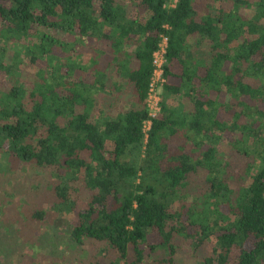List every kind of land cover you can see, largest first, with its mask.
I'll list each match as a JSON object with an SVG mask.
<instances>
[{
    "label": "trees",
    "instance_id": "obj_1",
    "mask_svg": "<svg viewBox=\"0 0 264 264\" xmlns=\"http://www.w3.org/2000/svg\"><path fill=\"white\" fill-rule=\"evenodd\" d=\"M168 4L0 0V255L38 264L31 227L72 212L70 247H91L66 264H264V0ZM17 164L35 179L22 189ZM19 194L27 214L8 206Z\"/></svg>",
    "mask_w": 264,
    "mask_h": 264
},
{
    "label": "rangeland",
    "instance_id": "obj_2",
    "mask_svg": "<svg viewBox=\"0 0 264 264\" xmlns=\"http://www.w3.org/2000/svg\"><path fill=\"white\" fill-rule=\"evenodd\" d=\"M250 1H255V0H250ZM245 12H247L249 15L253 13L249 9H245ZM9 46H11V43H9ZM10 50L13 51L12 48ZM20 51H22V49ZM26 61L27 59H25L24 62ZM25 65H28V63H25ZM39 65L44 66V63H39ZM28 67L31 68L30 65ZM29 72L30 70H27L26 72L23 73V75L25 76V78H27V80L32 79ZM3 85H4V82L0 79V87H2ZM222 143H224L223 150L225 151V154L227 155V157L230 160H231V155L233 157L234 165L231 170L232 172L231 171L230 172L234 175H237L238 172H241L240 168L243 164H245L244 162L246 161V159L242 155H237L236 153L232 154L233 150L232 148L229 147V141H227V139L224 140ZM0 157H1V154H0ZM1 161L2 159L0 158V162ZM12 170L13 171H11L9 174L12 176L13 181L20 182L19 188L22 189L26 187L29 182L30 183L35 182L33 174H31L30 171L25 172L26 170L23 169V167L20 164L15 165L14 169ZM203 178H204V175H201L198 177V179L200 180H202ZM19 196H21V194L17 195L15 197V201H11L8 204V206L10 209H16L18 212L20 211L23 214H27L28 208L21 206L23 205L24 201L18 202ZM27 196L28 195H25L23 196V198H27ZM217 213H218V216H220L221 214H225L226 209L222 206L220 207V211H218ZM8 217H10V219L8 221L7 226H4L5 229L13 230V229L21 227V224H22L21 219H23L21 216L13 217L12 215H9ZM73 217L74 215L71 212V213H66L64 216L62 214L54 218V221H55L54 223L50 221L51 217H48L47 221L48 222L50 221L49 226H47L48 222L33 224V226L30 225L32 226L31 227L32 231H34V229H37L39 226L41 227V231H40L41 233L39 232L36 233V235L38 236L37 239L41 243L40 244L41 247L38 249V246H36L33 249V253L35 256L34 258L35 262H38V264H66L67 260L70 258L73 261H81V260L89 259V257L87 256L86 250L89 247H91L90 245H84L83 247L82 246L70 247V245H72V242L70 241L68 231L71 228ZM27 231L29 230L27 229ZM23 241L24 240L21 239L19 240V243ZM26 246H29V245L26 244ZM19 247L20 246H18L17 248L16 246L3 245L2 250H4L5 254L0 255L1 257L0 264H5L7 263L8 260H11V259L13 260V263L11 264H18L16 261L18 260V253L16 252L17 250L19 252V257H22L20 254L21 248L19 249ZM25 252L27 256H29L30 251L28 249H25ZM156 252H159V251H156ZM175 258L180 264L184 262H186V264H195V261L190 260L191 258L189 257V254L186 252L177 253ZM22 259L24 260L25 258H22ZM29 262L31 263L33 262V260L29 258ZM30 263L22 262V264H30Z\"/></svg>",
    "mask_w": 264,
    "mask_h": 264
},
{
    "label": "built area",
    "instance_id": "obj_3",
    "mask_svg": "<svg viewBox=\"0 0 264 264\" xmlns=\"http://www.w3.org/2000/svg\"><path fill=\"white\" fill-rule=\"evenodd\" d=\"M176 0H169V6H174ZM167 39L163 36L159 45V49L153 54L154 70L150 79L148 94H147V107L150 118L144 122L143 131L145 134L151 127V118L155 117L160 112V94L161 87L165 82L163 64L165 61Z\"/></svg>",
    "mask_w": 264,
    "mask_h": 264
}]
</instances>
